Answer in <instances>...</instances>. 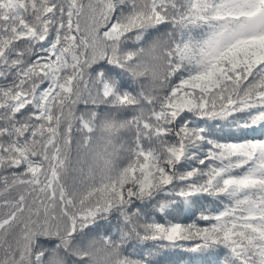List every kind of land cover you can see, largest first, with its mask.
<instances>
[{"label":"snow or ice","instance_id":"6c2138e0","mask_svg":"<svg viewBox=\"0 0 264 264\" xmlns=\"http://www.w3.org/2000/svg\"><path fill=\"white\" fill-rule=\"evenodd\" d=\"M264 264V0H0V264Z\"/></svg>","mask_w":264,"mask_h":264},{"label":"trees","instance_id":"16d2710c","mask_svg":"<svg viewBox=\"0 0 264 264\" xmlns=\"http://www.w3.org/2000/svg\"><path fill=\"white\" fill-rule=\"evenodd\" d=\"M172 257H162L161 264H172Z\"/></svg>","mask_w":264,"mask_h":264}]
</instances>
